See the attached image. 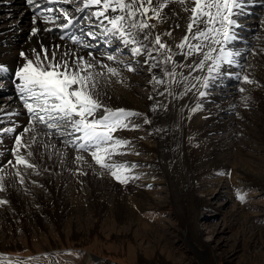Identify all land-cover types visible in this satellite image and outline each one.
<instances>
[{
  "label": "bare ground",
  "instance_id": "1",
  "mask_svg": "<svg viewBox=\"0 0 264 264\" xmlns=\"http://www.w3.org/2000/svg\"><path fill=\"white\" fill-rule=\"evenodd\" d=\"M41 2H43V0H41ZM260 3H262V7L264 9V0H249V2L246 4V6L249 5V7L247 6L248 8L243 9L241 14L235 17L236 22L239 25V34L241 35L237 36L238 38L231 41L227 46V49H231L235 52L236 50H239L236 48H245V50L243 49L242 52L241 49L238 51L240 55H244V59L242 58L244 61H241L240 63L242 69L244 70H246L248 61L258 64L264 68V56H260L261 63L255 61L253 57V53L258 54L257 49H261L264 52V44L261 45L259 42L255 41L251 42L253 39L250 37L249 33H247L248 29L255 28L256 22L258 21V16H255L254 13H258L259 10L254 9L255 11H253V6H251V4L258 5ZM65 7L68 11H73L71 6ZM182 8L183 6L179 3L170 4L163 13V15L166 17V22L158 24L156 29L157 32L163 33L166 32L169 27L174 28L176 24L181 25L180 28H174L172 37H164V39L170 44L173 43V41L175 43H179L180 39L184 35L185 25L187 22V13H185ZM254 8H257V6ZM262 15L264 16L263 12L261 16ZM33 16L34 12L32 8L27 5L26 0H0V63L8 65L10 68L17 67L19 63V51H30L32 48L37 47V37L30 38V29L33 26L40 28L52 26L50 24L45 25L40 21H37V24L33 25ZM152 22L155 23V21ZM260 29H263L262 35L264 37V22H260ZM243 34L247 35V37H242ZM39 38L43 39L46 46L51 42L63 44L66 46V49L68 47H74L67 40L60 41L58 39L57 33L41 32ZM245 40L250 41L251 45H245ZM93 43L96 42L93 41ZM262 43H264V41ZM115 46L122 47L117 43H113L112 48H115ZM216 47L219 49V46ZM109 50H111V48L101 44L100 47L93 49L92 51H94L98 56L102 57L104 53L110 54ZM86 51L89 50H81V54ZM124 52L127 51L115 54L117 55L118 60H123L125 62L132 59L139 60L140 65L144 69V76L137 74L138 72L131 73L127 72L126 70H122L123 74L121 78L125 82L123 84L116 83V78H113L112 82L105 88L107 95H102V100L105 104L113 109L125 108L145 115L132 118L134 123L140 125L138 130L118 131L115 134L121 139L131 140L132 143L126 149H124V151L128 154L114 157V160L116 162H126L128 165H132L140 162L144 157L151 158L152 161H149L148 164L150 166L152 165V167L156 169H153L154 174H151L145 179V181L142 183L143 186H145L146 183H150L154 175H162L164 170L162 160L165 159V162L166 160H169V165H174L172 170L176 169L175 172H178L173 174L171 171H169V178L171 176L174 181L173 183L176 185L175 192L180 194L181 200L179 203L182 207L181 209L188 213L187 220L188 223L191 224V228H193L192 224L197 213L195 212V214L192 215L189 197L192 195L194 201L198 200L191 190L196 187L198 188L199 185L195 183L194 178H192L189 184L181 180V174L178 171L179 165L176 160L168 158V153L171 152V150H173L177 144V133L179 131L183 132L186 130V128H188L190 136L193 140V146L189 148V152L194 159H199V173L206 174L209 177H218L217 180H215L216 178L212 180L217 188H223L226 184V181L220 177L221 173L219 171L226 169L225 166H227V164L223 161V153L229 150V146L228 144H221L217 137H209L207 134L211 132L217 133L220 130L228 131L230 123L232 122L235 115L233 114V116H230L231 110L236 112L234 111L233 107L239 102L235 103V101H241V99L235 97L234 95H230V93H227V95L222 99L219 98L218 93H206L205 96L199 95L200 91L205 90L203 86L204 78L209 75L207 64L203 69V80L199 82L196 88L188 91L186 95H181V93H184L185 88L191 87V84L196 81L194 77H200V70L199 72H194L192 76L188 77V84L186 86L171 84L169 87L173 95H168L165 93V95L161 96L159 93L164 92L165 85H149L148 81L151 76L147 70V67L143 65L142 58H133L130 55H124ZM215 54L216 53H213V55ZM200 58L201 57L199 56H194L189 58L188 62H191L192 60L198 62ZM176 59L178 62H183L182 57L178 56ZM238 60L237 62H240ZM105 63H108L110 66L114 67L119 66L112 61H105ZM208 63L210 64L211 62L209 61ZM134 66L136 67V64H134ZM165 67L170 68L171 66L168 65ZM238 68L239 67L238 65L236 66V64H223L220 69L221 72H229L233 73V75L218 76L216 79L210 80L209 85L217 80L221 81L220 84L225 86L227 83L224 81L228 78H230V80L237 79L235 73H240L241 71L243 74L242 69L239 71L237 70ZM177 71H182L185 75L188 74L187 68H178ZM153 74H155L157 77L162 76V73L159 70H154ZM0 75L4 76L3 79H0V94H2V92L8 93L7 98L1 101L0 108H8L14 111H19L20 114L18 116L12 117L11 119L19 122L21 127L17 128V132H20L22 131V127L27 125L28 117L25 114L21 103L15 99V89L12 86L11 75ZM212 75L216 76L215 73H212ZM262 86H264V80L260 82L256 81V83H254L255 91L264 92ZM139 88H143L145 93H140L138 90ZM150 95L154 97V100L148 99ZM211 102H214V105H212ZM156 104L167 105V111L165 113H161L159 112L158 107L154 109V105ZM258 107L260 109L259 112H261V114H258L257 117V119H260V125L254 121L256 120L254 118L250 119L249 124L245 126L247 133H249L252 138L254 134L256 132L258 133L259 131V136L261 138H258L263 145V148L261 149H264V101L259 103ZM188 108H190V110ZM194 108L197 109L195 112L192 111ZM192 114L198 115L195 121H191ZM145 116L151 121L150 124L144 123ZM219 117L227 118V120L219 121ZM251 124L254 125V129L252 128ZM11 126L12 124L10 122L0 125V127ZM206 126L209 127V129H206ZM229 133L232 135L233 130L231 129ZM13 135V133H8L0 136V140H2V143H0V164H4L8 159H12V156L8 150L13 146ZM33 136L37 137L38 143L32 146L31 150L33 152V156L30 159L31 162L36 165V168L29 169L23 166L20 167V172L24 177V183H19L18 177L15 175V170L11 167H7L4 173H0V175L5 176V190L0 192V199L8 201L7 204L0 205V225L2 228L5 227L6 224H10V226H12L16 223H22L26 220L34 222L36 227L45 229V226L42 223V218L44 216L52 218L57 226L61 225L63 219L71 217L65 220L64 226H66L65 228H67V230L72 233V237L77 238L79 235L85 236L88 235V233L91 234L92 231L97 228L96 226L101 221L100 219L103 214L107 219L106 223H103H105L106 229L113 232V236L115 238L119 237L118 234L115 233L116 228H120L122 225H125L123 226L122 231H125V229L131 230L134 227L133 230H142L143 236H147V233H149L148 231L150 230V225H148L149 223L140 215L139 211L142 210L141 206L146 205H150L155 209V207L158 205V200L152 198L150 194L141 188L137 182L136 176L132 173L133 171L130 170V173H128V176L130 177L129 182L122 183L123 185L121 186L123 187L120 185H115L114 183L110 182L111 180L108 179V177L104 175L102 171L98 170L99 168L94 165L92 158L87 152L81 153L85 156L87 163L75 162L73 159V157L76 155L75 150L72 148H66L55 136H53V138L50 140L43 127L37 126L34 132H29L26 134L23 138L24 143L30 144ZM256 136H258V134ZM46 143L55 144V149L51 147L47 149L44 148L42 145ZM179 151L180 149L178 152ZM239 151L240 150H238V152ZM60 153H63V155H60ZM136 153H139V155ZM263 155L261 156L263 157ZM235 163H238V161ZM242 164L240 165L241 168H237L236 166V170L240 172L238 177L239 180L241 181V179L245 177V174L251 175L257 182L252 180L249 184L254 185V183H256L255 185L258 187L257 189L260 192L263 191L264 193V187L261 185V183L263 184L264 181V173L262 174L257 169L253 171V165L250 166L251 164L249 160L246 161L245 164ZM77 167L82 168L83 171L87 172V175L77 174ZM215 171H217V174ZM251 171H258L259 174L257 172V176H255L254 174H251ZM95 176H98L101 179L95 182ZM100 181L102 183H100V186H98ZM42 185L46 186L52 192V196L48 200H45L38 192V187ZM129 186H133V189L129 191L131 192L130 195L126 196L121 194V191L126 190ZM112 187L115 189V193L111 192ZM200 188H203V186L201 185ZM24 192L25 194L28 192L30 196H36L35 199L31 200L29 197H27V195L24 194ZM184 192L189 193L185 194ZM206 193L207 198L203 201H198V204L200 203L202 206L207 207V203H209L211 200H214L216 195L215 191L209 189L206 191ZM236 209L237 208L235 207L233 212H235ZM238 213L240 212H237L233 215ZM241 214L243 215V213ZM89 217L93 218L91 221V228L82 223V219L84 221H89ZM75 222L82 223L83 231L74 230L73 227H75ZM34 225H32L30 228H34ZM30 228H25V232H27L26 234L32 233ZM122 235L127 236L125 232H122ZM191 237V241H193L194 244L191 245V247L199 259L198 264H207L206 262H208V264H214L211 259L212 256L207 251V248L197 243L196 234L192 233ZM17 244L19 243L16 242V245ZM56 247L57 245L53 242L49 248L43 249L49 251ZM85 257L86 260L92 258L89 253H86ZM7 260L8 259L0 255V264H5ZM43 260L45 262L46 260L48 261L47 258Z\"/></svg>",
  "mask_w": 264,
  "mask_h": 264
},
{
  "label": "snow or ice",
  "instance_id": "2",
  "mask_svg": "<svg viewBox=\"0 0 264 264\" xmlns=\"http://www.w3.org/2000/svg\"><path fill=\"white\" fill-rule=\"evenodd\" d=\"M248 2L249 0H26L34 12L33 25L40 21L52 26H33L30 29V38L37 37V47L30 51H19L17 67L10 68L0 63V74L11 75L15 99L21 103L28 117L27 125L17 132L21 125L11 118L18 116L19 111L0 108V125L8 122L12 124L11 127H0V136L14 134L13 146L8 150L12 159L0 164V173L11 167L15 170L19 183H24L20 167L36 168L30 158L33 156L32 146L38 141L33 136L31 143L27 144L23 138L29 132H34L37 126H41L50 140L55 136L66 148L75 150V162L87 163L85 156L81 154L87 152L96 165L108 169L117 181L128 183L130 177L126 173L135 164L129 166L126 162H116L114 157L128 154L124 149L132 142L115 134L118 131L138 130L140 125L134 123L132 118L145 114L125 108L113 109L103 102L102 95H107L105 88L113 78H116V83L125 82L121 78L122 70L137 72L138 68L134 64H139L140 61L132 59L125 62L118 60L117 55L108 53L101 57L92 50L101 44L112 48L113 43H117L122 47L114 51H127L133 58H142L143 65L151 76L149 85H165L164 92L159 93L161 96L165 93L173 95L169 87L171 84L186 86L188 77L203 70L207 64L209 75L203 82L204 88H207L210 80L221 75H233L221 72L220 69L223 64L237 63L234 57L240 53L227 49V46L238 38L234 31L239 27L235 17L241 14ZM172 3L183 6L187 22L179 43L173 41L170 44L164 37H172L174 28H180L181 25L169 27L163 33L156 29L158 24L166 22L163 13ZM65 6H71L73 11H68ZM41 32L57 33L60 41L67 40L74 47L66 49L63 44L51 42L46 46L43 39L39 38ZM85 49L89 51L81 54V50ZM178 56L183 58V62L177 61ZM194 56L201 58L198 62H188ZM105 61L115 62L119 66H110ZM168 65L171 67H165ZM178 68H187L188 74L178 72ZM154 70H159L162 76L157 77L153 74ZM242 72L243 75L235 73L237 80L246 84L256 83L246 70L242 69ZM3 78L0 75V79ZM194 79L199 81L200 77L196 76ZM196 86L191 84L181 95H186ZM240 91L245 89L241 88ZM199 95L205 96L206 92L200 91ZM148 99L154 100V97L150 95ZM156 107L159 105H154ZM164 107L166 109L167 105ZM196 110L194 108L192 111ZM144 123L150 124L151 121L145 116ZM42 146L46 149L56 147L55 144L47 143ZM76 173L87 175L80 167H77ZM4 190L5 176L0 175V191ZM237 198L241 201L245 199L239 192ZM7 203V200L0 199V205Z\"/></svg>",
  "mask_w": 264,
  "mask_h": 264
},
{
  "label": "rangeland",
  "instance_id": "3",
  "mask_svg": "<svg viewBox=\"0 0 264 264\" xmlns=\"http://www.w3.org/2000/svg\"><path fill=\"white\" fill-rule=\"evenodd\" d=\"M247 6L249 7V5ZM247 6L245 5L243 9L248 8ZM251 6H253V11L259 10L258 13H254L255 16H258V21L256 22L255 28L248 29L247 33L253 39L251 42H259L263 45V29H260V22H264V16H261L262 12L264 13L263 5L260 3L258 5L251 4ZM256 6L257 8H254ZM235 33L237 36L241 35L239 34V27L236 28ZM245 36L247 37V35L243 34L242 37ZM244 42L247 46L251 45V42L248 40ZM116 48L118 47L111 48L109 53L114 55L118 54V51H114ZM236 49H239L236 52L240 51V49L241 52L243 49L245 50L242 47ZM257 52L259 55L253 54V57L255 61L261 63L260 56L263 57L264 52L261 49H257ZM123 54L129 56L127 52ZM241 55L234 58L236 62L238 59L240 61L235 63L236 66L238 65L239 68L237 70L239 71L242 69L240 63L244 61V55ZM136 67L138 68L137 74L144 76V69L140 63L136 64ZM246 71L254 81L260 82L264 80V68L260 65L248 61ZM241 75L243 74L241 73ZM199 76L200 80H196L193 84L197 82L196 85H198L203 80V70H200ZM224 82L227 83L225 86L220 84L221 81L216 80L205 88L204 91L207 94L218 93L220 99L224 98L227 93L241 99V101H235V103L239 102L233 107L236 112L231 110L230 116L235 115L228 131L220 130L217 133L211 132L207 134L209 137H217L221 144H228L229 146V150L223 153V161L227 164L225 166L226 169L219 171L221 173L220 177L226 181L225 186L223 188H217L212 179L216 178L215 180H217L218 177H209L206 174L199 173V159H194L189 152V148L193 146V140L188 128L183 132L179 131L177 133V144L168 153V158L176 160L179 165L178 171L181 174V180L189 184L192 178H194L195 183L199 185L198 188L196 187L191 190L198 200L194 201L192 195L190 196L191 198L189 197L191 213L192 215L195 212L197 213L192 224L193 228L188 223V213L181 209L182 207L179 203L181 200L180 194L175 192L176 185L173 183L174 181L171 176L169 178V171L173 174L178 173L175 172L176 169L172 170L174 165H169V160L165 162V159H163V174L160 176L154 175L150 183H146L143 186L142 183L145 179L151 174H154L153 169H156L148 164L152 159L144 157L140 162L135 164V167L131 168V171L136 176L141 188L150 194L152 198L158 200V205L155 209L150 205H146L141 206L142 210L139 211L140 215L150 225L147 236H143L142 230H133L134 227L131 230L125 229V231H122L123 226H125L122 225L120 228H116L115 233L119 237L115 238L113 232L106 229L105 223L107 219L102 214L101 221L91 234L88 233L85 236L79 235L76 238L72 237V233L64 226L65 220L71 217L63 219L61 225L57 226L52 218L44 216L42 223L45 229L36 227L34 222L26 220L12 226L6 224L3 227L4 229L0 225V255L8 259L5 264H198L199 259L191 247V245H194L193 241H191L192 233L196 234L197 243L207 248L214 264H264V193L257 189L256 183L254 185L249 184L252 180L257 182L251 175L245 174V177L240 181L238 178L240 172L236 170V166L237 168H241L240 165L243 162L245 164L249 160L250 166L253 165V171L257 169L262 174L264 173V149H261L263 145L259 141V138H261L259 131L256 130L258 133L256 132L252 138L247 133L245 126L249 124L250 119L254 118L256 119L254 121L260 125V119H257L258 114H261L258 104L264 101V92H256L254 84L242 83L237 79L230 80L228 78ZM241 88H244L245 91L241 92ZM262 89H264V86H262ZM138 90L140 93H145L143 88H139ZM7 95L8 93L5 92L0 94V103L3 99L7 98ZM211 104L214 105V102H211ZM158 108L161 113L167 111V108L165 109L162 104H159ZM188 109L190 110V108ZM197 117L198 115L192 114L191 121H195ZM147 119L149 118L147 117ZM224 120H227V118L219 117V121ZM253 124L251 126L254 129ZM205 128L209 129L207 126ZM231 129L233 130L232 135L229 133ZM257 134L258 136H256ZM179 149L180 151L178 152ZM238 150L241 152H238ZM236 160L238 163H235L237 162ZM94 165L111 180V183L120 186L123 185L110 175L108 169L101 168L95 163ZM253 171H251V174L257 176L258 171ZM215 173L217 174V171ZM95 177V182L101 179L98 176ZM100 183L102 182L100 181L98 186H100ZM201 185L203 188H200ZM261 185L264 187V181ZM38 189V192L45 200L51 198L52 192L46 186H39ZM132 189L133 186H129L126 190H122L121 194L129 196L131 193L129 191ZM208 189L215 191L216 198L207 203V207L202 206L200 203L199 205L198 201H203L207 198L206 191ZM111 192L115 193L113 187ZM238 192L245 197L244 201L237 198ZM184 193L188 194L189 192ZM25 195L31 200H34L36 197L30 196L28 192ZM235 207L237 209L233 212ZM237 212H240L238 213L239 215H233ZM89 219V221L82 219V223L91 228L93 218L89 217ZM82 223L75 222L74 230L83 231ZM32 225H34V228L31 229L30 227ZM26 227L28 229L30 228L32 233L26 234ZM121 231L125 232L127 236H123ZM16 242L19 244L16 245ZM53 242L57 245L56 248L49 251L43 249L49 248ZM86 253H89L92 258L86 260ZM45 258L48 261L46 260L45 262L43 260ZM206 263L208 264V262Z\"/></svg>",
  "mask_w": 264,
  "mask_h": 264
}]
</instances>
